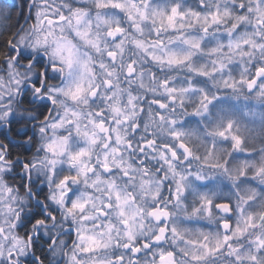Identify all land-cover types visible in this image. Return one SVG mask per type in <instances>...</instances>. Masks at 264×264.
<instances>
[{
	"label": "snow or ice",
	"instance_id": "1",
	"mask_svg": "<svg viewBox=\"0 0 264 264\" xmlns=\"http://www.w3.org/2000/svg\"><path fill=\"white\" fill-rule=\"evenodd\" d=\"M28 7L34 10V23L21 26L14 35L0 40V67L6 72V76H0V121L7 120L9 124L14 121L17 98L23 97L20 100L28 103V97H31L32 102L38 101L42 107L46 103L51 105L49 115L39 119L37 125L45 141L42 151L47 154L40 160L39 167L51 174L47 176L48 195L42 202L43 207L37 205L30 218L9 208L16 223H6L14 228L32 224L33 230L47 227L49 219L56 220L55 215H49L53 212L52 204L64 212L65 219L79 212L76 240L72 249L64 252V257L66 264H83L78 253L91 256L112 247L114 226L95 223V218L87 212L90 199L71 198V186L94 169L83 163L90 152L84 148L71 150L69 137L59 130L75 131L89 145L98 143L97 131L108 133L109 141L114 134L116 143L121 142L118 128L107 126L105 105L107 111L116 117L114 122L117 125L135 117V111L129 109L137 107L138 97L131 89L133 77L137 75V62L135 59L125 60L130 47L153 64H167L170 68L188 65L187 70L196 77L188 81V86L178 88L167 80L161 81L160 87L165 89L169 103L153 99L151 103L159 110H166L177 100L185 106L187 100L194 108L189 113L191 116L200 115L201 108L207 111L209 105L219 99L206 87L207 79L214 78L217 73L221 74V79L215 81L216 85L237 93L246 88L255 94V99L264 101V0H210L208 4L201 2L196 8L177 0L164 7H152L150 0H32ZM149 24L153 25L151 29H148ZM146 32L149 33L147 38ZM151 33H155V38ZM162 33H168L167 46ZM155 49H163V54ZM204 57H208L207 63ZM118 61L121 69L116 67ZM121 75L128 77V88L121 85ZM69 101L88 109L87 123L95 131L81 128L83 112L73 109ZM159 118L161 121L165 119L163 111ZM169 123L175 121L169 120ZM136 127L134 125V130ZM234 127L231 119H220L208 135L230 142L231 151L217 149L214 140V150L203 157L204 167L220 170L226 182L208 192H196L192 204L185 210L186 219L204 216L209 223L219 220L215 232L181 228L174 221L170 227L171 213L165 200L164 204L155 203L148 210L147 214L157 221V226L149 229L150 239L141 242L136 239L135 225L130 224L134 215L129 216L125 210L128 199L119 191L111 192L115 185L104 181L110 190L109 200L115 198L120 223L126 229L123 234L115 229L119 237L116 247L122 252L116 253V259L108 264H123V253L130 254L128 264H141L139 259L132 257H139L145 250L152 253L150 264H223L225 259L228 264H264V148L256 158L249 143L242 138L240 129L236 127L233 131ZM181 135V132H174L173 139L177 143L163 144L164 151L158 154L175 180V191L169 189L171 195L168 199L177 201L186 188L192 187L188 177L177 171L174 163L179 160L190 163L193 158L191 148L180 140ZM155 143L149 139L141 147L151 148ZM65 154L70 166L78 167L77 175L61 176L55 171L59 162L55 157ZM235 154H244V158ZM36 159L38 157L33 158ZM35 167L37 165L28 160L23 164L19 160L13 161L9 147L0 145V175L7 176L23 168L30 176ZM102 167L105 172L111 171L107 157ZM144 171L142 186L149 189L153 200L164 199L158 189H152L159 178L153 180L149 170ZM195 179L202 181L203 176L197 173ZM96 183H101L99 178ZM4 194L15 200L10 185L0 184V195ZM111 207L110 202L103 203L96 208V216H106L104 209ZM137 211L143 214V209ZM89 221L102 231H92ZM3 233L4 228L0 226V235ZM59 243L58 251L66 247L63 241ZM29 248H35L31 235L26 233L24 238L13 236L6 264H19L18 259L12 258L25 257ZM2 255L3 245L0 244ZM39 259L43 257L32 259L31 264H37ZM92 264L97 261L93 260Z\"/></svg>",
	"mask_w": 264,
	"mask_h": 264
},
{
	"label": "clouds",
	"instance_id": "2",
	"mask_svg": "<svg viewBox=\"0 0 264 264\" xmlns=\"http://www.w3.org/2000/svg\"><path fill=\"white\" fill-rule=\"evenodd\" d=\"M177 2L196 8L201 2L208 4L210 0H177ZM150 3L152 7H164L165 5H170L172 0H163L162 3L150 0ZM2 7L3 11L0 13V40L7 39L10 35H14L20 30V28L16 27V16L19 13L18 10H13L14 6L11 0H8ZM152 27L153 25H148V29ZM148 34V32L145 33V38H147ZM151 35L152 38H155V33H151ZM161 35L167 46L168 33H162ZM209 38L211 39L212 37L210 36ZM154 51H158L162 55L164 50L155 49ZM132 59H135L137 62V75L133 77L134 83L131 85V89L138 99L136 101L137 107L129 109V111H135V117L128 120L127 123L117 125L114 122L116 117L107 111L105 105L107 126L118 128L121 138L119 144L116 143L114 134L111 141H109L108 133L97 131L98 143L96 145H89L75 131H70L67 128L59 130L64 136L69 137L71 150L79 151L81 148H84L90 152V156L86 157L83 163L88 164L94 169L87 176L80 177L79 181L71 186L73 193L71 198H80L85 201L90 199L91 203L87 206V212L95 218V223H111L114 226V230L111 233L114 237L112 247L101 249L91 256L78 253L83 264H92L93 260L97 261V264H100L101 261L103 264H108L109 261L116 259V253L122 252L121 249L116 247V240L119 237L115 229H119L120 234H123L126 229L120 223L121 218L117 214L119 209L116 206L115 198L113 197L109 200L110 190L108 183L115 185L111 189V192L119 191L122 197L128 199L125 210L129 216L134 215V219L130 220V224L135 225L137 231L136 239L141 242L149 240L151 237L149 229H154L157 226V221L147 214L148 210L155 203L164 204L165 200H167L165 206L171 213L170 227L171 222L174 221L181 228L215 232L218 230L219 220L209 223L208 219L204 216L193 217L191 219L185 218L186 206L192 204L196 192H200L201 190L208 192L222 186L226 182L225 178L220 174V170L204 167L203 157L207 152L214 150V140L216 141L215 147L217 149L225 148L228 151H231L230 142L225 143L218 137L209 136L208 133L212 131L220 119H231L236 127L240 129L242 138L249 143L250 151H252L256 158H259L261 154L260 150L264 148V101L255 99L254 93L248 92L246 88L237 93L232 89L224 88L222 85H216L215 81L221 79V74L217 73L214 78L207 79L206 87L212 96L219 97V99L214 100L209 105L207 111L201 108L200 115L191 116L189 113L194 108L187 100L185 101V106H181L179 100H177L176 104H169L166 110H159L156 105L151 103L153 99L158 98L166 104L169 103L165 89L160 87L161 81L167 80L171 86L178 88L188 86V81L196 79V77L187 70L188 65L170 68L167 64H153L142 53L130 47L125 60L130 61ZM204 62H208V57H204ZM116 67L117 69H121L120 61L117 62ZM209 67H211L210 64ZM0 70L5 71L2 67H0ZM127 80V76H120V83L125 88L129 87L126 83ZM141 84H143V87H141ZM193 86L204 87L205 85ZM188 95L194 94L189 93ZM17 101L15 118L22 123L25 131H29L27 127L29 124L33 125L30 129L31 134L23 143L29 148H33L34 151H32L30 157L18 155L12 160H19L21 164L25 160H28L35 163L37 167L32 169L30 176L23 168L10 173L11 180L6 179L4 175H0V184L10 185L12 197H15V200H13L7 194L0 195V226L4 228L3 235H0V244L3 245V255L0 256V264H6L9 259L8 249L12 247V237L24 238L25 232L32 236L35 248H29L25 257L16 256L12 258L13 260L18 259L19 264H31L32 259L43 257V259L37 260V264H66L64 252L72 249L73 241L76 240V229L79 227V212H76L73 217L65 219L64 212L58 206L52 204L53 212L49 215H55L56 220L49 219L47 227L33 230L32 224H28L27 227L20 226L19 228H14L9 223H6V221H11V224L16 223L12 212H9V208L13 212L30 218L36 211L37 205L43 207L42 202L48 195L47 176L51 174L46 173L44 169L39 167L40 160L47 154L42 151L45 142L42 139V134L38 131L37 124L33 123L39 120V116L37 115L39 109L35 108L38 101L32 102L31 106H26L20 98H17ZM97 102L99 103V100ZM68 103L73 109L77 111L82 110L81 128H87L89 132L95 131L87 123L88 109L71 104L70 101ZM197 107H199L198 98ZM161 111H163L165 117L163 121L159 118ZM169 120L175 121V123H169ZM8 125L7 120L0 121V128H7ZM134 125L138 126L135 130ZM236 127H234L233 131H236ZM174 132L182 133L180 140L187 144L193 152V158H191L190 163L183 160L174 162L177 171L187 176L188 183L192 185V187L186 188L180 201L168 199L171 195L169 189L175 191V180L171 173L167 172L158 156L160 152L164 151L163 144L174 145L177 143L173 139ZM49 135H51V132H49ZM149 139L154 140L156 143L151 148H142L141 145ZM105 145H109V147L105 148ZM113 149H116V152H113ZM235 155L240 156L239 154ZM181 156H183V153H181ZM196 156L201 157V159H195ZM34 157H38V159L33 160ZM105 157H107V163L111 168L110 172L103 170L102 165ZM55 159L59 161L55 165V171L60 173L61 176L67 174L75 176L78 174V167L70 166L67 154L62 157H55ZM145 169L149 170V174L153 180H157V177L159 178L157 183L152 186V189H158L164 199L159 201L153 200L149 194V189L142 186L141 181L145 179ZM197 173L203 176L202 181L195 179V174ZM18 174L20 175L19 180L16 179ZM24 177H27V183L23 182ZM98 178L101 183L94 184ZM104 181L108 183H104ZM89 185L94 186L89 187ZM45 186L47 188L46 192L44 191ZM193 188H195V192ZM37 193H40V195L37 196ZM107 202L112 204L111 208L104 209L107 215L96 216V208L101 207L103 203ZM49 203L51 204V201ZM235 204L236 202L233 200L234 208ZM138 208L143 209V214L137 211ZM219 215L222 216L223 213ZM74 220L77 222L73 223ZM88 226L92 231H102L101 228L93 227V221H89ZM5 236L8 237L7 240L4 239ZM60 241H63L66 247L58 251ZM123 254L125 256L123 264H128L130 254ZM132 259H139L141 264H150L153 256L151 252L145 250L140 253L139 257H132ZM217 264H220V262H217ZM223 264H228L227 259L223 261Z\"/></svg>",
	"mask_w": 264,
	"mask_h": 264
},
{
	"label": "flooded vegetation",
	"instance_id": "3",
	"mask_svg": "<svg viewBox=\"0 0 264 264\" xmlns=\"http://www.w3.org/2000/svg\"><path fill=\"white\" fill-rule=\"evenodd\" d=\"M29 4L32 2V0H28ZM30 11V17L31 19H29L26 24L24 25L25 27L30 26L32 23H34V17H33V9H30L28 7L27 13H26V17L24 19V22L26 21L28 12ZM23 22V23H24ZM4 72V71H3ZM21 100H23V97L20 98ZM28 103H25L26 106H31L32 105V101H31V97H28ZM36 109H39V111L37 112V115L39 116V119H43L44 116L49 115L48 109L51 108L50 104L46 103L45 107H42L40 105V103H36L35 105ZM36 123L38 125V122H33ZM32 124H29L27 127L29 129V131H25L23 128V125L20 121H18L16 118L14 119V121L12 123H10L8 125L7 128H0V145L2 146H8L9 147V151H10V155L12 159H15L18 155H22L23 157H30L32 151H34L33 148H29L26 144L23 143V141H25L27 139V137L31 134L30 129L32 128ZM12 147H18L19 149V154H14L12 153L11 148ZM20 148H22V151L20 150ZM8 178L11 180V175H7ZM17 180L20 179V175L18 174L16 177ZM23 182L27 183V177L23 178ZM44 191H47V188L45 186ZM26 234V232L24 233V235ZM28 234V233H27Z\"/></svg>",
	"mask_w": 264,
	"mask_h": 264
},
{
	"label": "trees",
	"instance_id": "4",
	"mask_svg": "<svg viewBox=\"0 0 264 264\" xmlns=\"http://www.w3.org/2000/svg\"><path fill=\"white\" fill-rule=\"evenodd\" d=\"M1 1L3 2V4L8 2V0H1ZM27 2H28V0H11V3L14 5L13 10L14 11L18 10V13H19L16 16V27L17 28H20L22 26V24L24 22V19L26 17V13H27V10H28ZM11 150H12V153L17 154V155L19 154L18 147H12ZM20 150L22 151V148H20Z\"/></svg>",
	"mask_w": 264,
	"mask_h": 264
},
{
	"label": "rangeland",
	"instance_id": "5",
	"mask_svg": "<svg viewBox=\"0 0 264 264\" xmlns=\"http://www.w3.org/2000/svg\"><path fill=\"white\" fill-rule=\"evenodd\" d=\"M154 2H160V3H162L163 2V0H154ZM4 4H3V2L0 0V12H2L3 11V6ZM28 5H29V1L27 2V8H28ZM33 17H34V12H33ZM34 20H35V17H34ZM0 76H6V72L4 71L3 72V70H0ZM242 158H244V154H239ZM6 178H8L7 176H6Z\"/></svg>",
	"mask_w": 264,
	"mask_h": 264
},
{
	"label": "water",
	"instance_id": "6",
	"mask_svg": "<svg viewBox=\"0 0 264 264\" xmlns=\"http://www.w3.org/2000/svg\"><path fill=\"white\" fill-rule=\"evenodd\" d=\"M27 17H30V11L28 12ZM28 20H29V19H26V21L22 24V26H24Z\"/></svg>",
	"mask_w": 264,
	"mask_h": 264
}]
</instances>
